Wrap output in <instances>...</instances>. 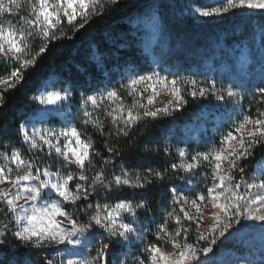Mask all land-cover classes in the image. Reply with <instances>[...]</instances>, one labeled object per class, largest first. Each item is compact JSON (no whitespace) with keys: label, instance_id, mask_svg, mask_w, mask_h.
Returning <instances> with one entry per match:
<instances>
[{"label":"snow or ice","instance_id":"obj_1","mask_svg":"<svg viewBox=\"0 0 264 264\" xmlns=\"http://www.w3.org/2000/svg\"><path fill=\"white\" fill-rule=\"evenodd\" d=\"M213 3L191 12L259 11L260 42L193 70L165 66L163 4L102 49L90 29L128 0H0V111L39 80L0 116V264H264V0Z\"/></svg>","mask_w":264,"mask_h":264},{"label":"trees","instance_id":"obj_2","mask_svg":"<svg viewBox=\"0 0 264 264\" xmlns=\"http://www.w3.org/2000/svg\"><path fill=\"white\" fill-rule=\"evenodd\" d=\"M189 1L201 2L202 0H128V7L115 16L99 21L93 25L92 29H90L92 38L101 45L102 49L110 48L111 44L104 39V33L106 31L115 30L118 34L122 31L127 32L131 27L128 23V16L135 17L148 3L163 4L164 6L160 8V13L164 19L165 39L167 40V63L165 66L170 65L173 68L179 67L183 69L192 68L193 65L197 63V55L201 51L208 55L210 50L213 49L211 47L212 41L214 42V40H216L219 42L223 39L224 42L233 43L240 40L242 32L244 33L243 36H248L250 29L253 28L251 22L250 26H248L249 22H247L244 16H236L231 20L218 22L214 26L195 22L192 17L185 12V5ZM259 13L255 12L251 18L254 17V19L256 18L258 21L261 20V14ZM240 27H242V29H240ZM140 32L142 36L141 28ZM137 39H140V37H137ZM86 48L87 44L80 47V55L76 56L75 59H81ZM136 56H140L139 51L136 52ZM65 59H67L69 65L74 63L71 44L58 54L56 58L57 65ZM141 62L143 63V60H141ZM63 73L65 75L69 74V68L67 66L63 67ZM38 83V78L33 76L28 84L7 94L9 104L6 109L0 111V116L7 117L9 128H11L13 122L16 124L20 122L19 120H14V116H18L25 111L27 108V96L31 95L32 90ZM193 115L194 113L191 107L185 109V114L182 115L177 122L178 127L183 122L190 120ZM12 139L15 140V136H13ZM94 139L96 140L97 147L100 148L101 139L98 136L94 137ZM259 159L260 152L258 150L256 158L249 162L250 165L255 166L256 161Z\"/></svg>","mask_w":264,"mask_h":264},{"label":"rangeland","instance_id":"obj_3","mask_svg":"<svg viewBox=\"0 0 264 264\" xmlns=\"http://www.w3.org/2000/svg\"><path fill=\"white\" fill-rule=\"evenodd\" d=\"M196 4H199V5L204 6V7H212V6H215V4L213 3V0H202L201 2L200 1H198V2H196V1H194V2H192V1L187 2L186 5H185V8H186L185 9V12H187L192 17V19L195 22L204 23V24H208V25L214 26L218 22L226 21V20H229V19L231 20L232 18H234L236 16H244L245 19H247V22H251L253 24V28L250 29L248 36H242L239 41H241L243 39L245 41V43H247L249 40L255 39L256 45L257 46L259 45V42H260L259 31L258 30H254V29H255V25L257 23H259L260 20L258 21L256 18L254 19V17L251 18L252 15L255 12L259 13V11H255V12L240 11V12H236L234 14H229V15H227L225 17H222V18L210 19V20L205 21L202 18H197L195 16V14H193L191 12L190 6H194ZM259 14H261V13H259ZM140 28L142 30V37H143L145 43L146 44L149 43L150 42V39L146 35V33H148V31H149L148 26L146 24H141ZM240 29H242V27H240ZM239 41H235L233 43H229V42H226V41L224 42L223 39H221L219 42H217L216 40H214V42L212 41L211 47L213 49L210 50V52L208 53V55L206 53H204V52L201 51L197 55V59H196L197 60V63L194 64L191 69L196 70L199 67L201 70H203L206 62L207 63H216L217 66H218V62L221 59V56L224 55V58L225 59H228L229 58V55L232 53V50L238 46ZM161 44L162 45H166V47H167V40L166 39L161 40ZM156 51L157 52H160V46H157L156 47ZM167 99H168V96L166 94H161L157 98V101H156L157 106H161L162 103L166 102ZM245 102L247 103V101H245ZM253 111H254V109H253ZM39 126L40 125H37V127H39ZM232 247H233V244H232L231 241H229V242L221 245L220 247H218L216 249V252L218 254H220L222 249H229V248H232ZM221 258L223 259V257H221Z\"/></svg>","mask_w":264,"mask_h":264}]
</instances>
